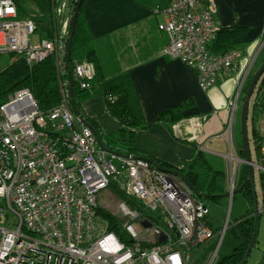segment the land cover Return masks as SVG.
<instances>
[{
	"label": "built area",
	"instance_id": "2783aa9c",
	"mask_svg": "<svg viewBox=\"0 0 264 264\" xmlns=\"http://www.w3.org/2000/svg\"><path fill=\"white\" fill-rule=\"evenodd\" d=\"M217 11L215 0H175L158 26L168 38L167 55L196 72L204 93L242 58L240 50L211 52ZM18 15L13 0H0V56L30 67L55 56L65 72L69 34L33 43L36 22ZM73 77L89 90L96 70L76 64ZM61 90V103L48 114L28 89L0 102V264H176L177 256L179 264H218V245L213 254L205 252L217 235L208 225L210 210L189 184L146 159L100 147L74 114L68 90ZM229 183L231 192L233 171ZM111 186L132 202L120 205L127 218L121 232L99 213L98 196ZM3 201L17 225H4ZM159 235L166 236L163 243Z\"/></svg>",
	"mask_w": 264,
	"mask_h": 264
},
{
	"label": "crops",
	"instance_id": "0c3cea01",
	"mask_svg": "<svg viewBox=\"0 0 264 264\" xmlns=\"http://www.w3.org/2000/svg\"><path fill=\"white\" fill-rule=\"evenodd\" d=\"M13 1L18 8V16L44 21L51 16L55 21V37L66 36L73 0H51L49 7H43L34 0ZM174 1L85 0L81 14L97 51L103 49L107 52V59H110L107 68L114 69L109 75L126 73L133 84L145 124L149 126L146 130L136 131L134 150L170 168L183 170L194 157L192 144L204 153L209 151L219 154L220 149L228 147L229 151L226 153L234 158L232 162L229 160L230 180L231 172L234 173V162L240 157L236 146L230 142L229 134L233 135L235 132L234 118L237 117V106L241 98L240 85L243 80L246 83L253 76L246 68L251 63L254 69L264 51V0H215L218 11L213 21L217 34L213 41L225 29L238 26L246 28L247 31L244 44L239 48L242 58L237 67L222 74L217 84L205 93L197 84L196 72L167 55L168 38L158 30L159 24L165 20L163 12ZM42 39L46 38L39 36L36 41ZM120 43H123V49L116 51ZM108 49L113 51L112 55L108 53ZM182 107L185 108L182 109L184 119L171 129L158 122L161 113ZM81 110L86 117L95 120L103 137L115 135L124 127L107 113L103 95L82 102ZM239 130L241 131V120L235 133L239 134ZM262 151L264 154V144ZM252 154L255 156L253 150ZM238 171L237 167L235 185ZM255 180L259 183L256 194L262 212L258 218L256 241L246 264L250 261L251 264H264V209L259 173H256ZM116 199L114 196L113 200ZM239 209L236 218L243 216L250 207L242 200Z\"/></svg>",
	"mask_w": 264,
	"mask_h": 264
},
{
	"label": "trees",
	"instance_id": "16d2710c",
	"mask_svg": "<svg viewBox=\"0 0 264 264\" xmlns=\"http://www.w3.org/2000/svg\"><path fill=\"white\" fill-rule=\"evenodd\" d=\"M81 7L78 11L77 18L75 20L74 35L72 42L71 57L69 59V67L71 77L73 79V98L80 117L84 119L85 125L89 126L94 132L98 133V137L102 140L103 149L109 152H115L119 155L131 154L136 158H143L152 162L156 167L174 173L189 184L190 188L194 191L195 197L203 202L204 199L219 203L220 199L226 197L224 192L218 187L217 183L219 178H227V174L220 171H215L210 164L204 159V156L200 149L196 145L192 144L191 147L194 150V157L188 166L183 170L173 169L165 164H162L149 156L138 153L134 150L133 140L135 139V133L139 130H146L149 128L145 124V119L140 107L139 100L131 80L126 73L116 74L110 76L109 73L114 69L109 70L107 65L102 59L100 51H97L96 46L91 38L86 22L83 18L82 10L85 0H82ZM80 0L72 1L71 8V21L69 25V35L71 30V24L74 15L77 11V7ZM38 29H42L46 34V40L55 39V21L50 16L47 21L33 19ZM247 29L242 27H233L232 29H225L218 33L217 39L210 45V50L216 54H225L233 52V50H239L244 44V37ZM264 52V51H263ZM264 57L262 58V63ZM67 63V62H66ZM89 63L92 64L96 70V79L89 90H83L79 82L75 79L74 69L76 64ZM261 63V64H262ZM62 69V68H61ZM254 76V74H253ZM246 83L245 93L253 78ZM260 84L264 82L260 80ZM22 89H28L34 96L38 103L40 112L43 114L50 113L56 108L62 101V90H68L70 94V79L66 69L65 72H60V67L56 62V57L51 56L45 59L43 62L30 67L24 59H17L10 64L6 69L0 73V102H5L9 95L14 91ZM201 90V89H200ZM244 93V94H245ZM103 95L105 98L107 113L113 118L118 120L124 126L123 129L111 136H104L101 134L100 128L94 119L86 117L81 110V104L85 100H88L94 96ZM254 99L252 109L249 113L248 128L250 122V145L254 146L253 151L254 159L258 162L264 159L262 153V146L264 144V137H262L256 125L259 123L260 118L264 115V106L257 104ZM184 107L175 109L172 111L164 112L159 115L158 122L168 129L181 122L184 118L182 115ZM240 132V131H239ZM252 142V143H251ZM238 157L242 160L245 158V152L242 145V137L240 144H237ZM214 176V177H213ZM249 176V168L247 165L240 167L237 177V185L235 193L233 194V202L235 200V194L243 196L245 202L249 204L250 210L243 216L236 219H229L228 231L234 240L237 242V246L232 253L224 257L218 262V264H242L244 256L246 255L254 236L255 231V215H254V202L255 198L252 194V186L247 183ZM259 182L262 194V207L264 209V172H259ZM113 195H116L120 200H127V204L131 203V199L122 194L115 186L110 187ZM219 200V201H218ZM125 202V203H126ZM204 203V202H203ZM100 215L109 222L110 229L115 231L116 218L113 215L106 213L103 209H99ZM210 224V223H209ZM208 224V225H209ZM211 228V226H210ZM118 232V231H116Z\"/></svg>",
	"mask_w": 264,
	"mask_h": 264
},
{
	"label": "rangeland",
	"instance_id": "374dc122",
	"mask_svg": "<svg viewBox=\"0 0 264 264\" xmlns=\"http://www.w3.org/2000/svg\"><path fill=\"white\" fill-rule=\"evenodd\" d=\"M34 1H38L43 7H46V6L49 7L50 6L49 2H51V0H45V1L34 0ZM24 17L25 16H22V15L20 16L21 19H23ZM67 33H69V31ZM39 36L46 37V34L42 29H38L35 36L31 37V41L33 43H37L38 41H36V40ZM122 45H123V43H120V45H118L119 48L116 49V51H118V50L122 51L121 50V49H123ZM111 49H112V46H111ZM111 49H108V53L110 55H112V53H113V51ZM99 51H100V54L102 56V59L104 60L103 63H105L106 65L109 64L110 59H107L106 50L102 49ZM260 56L261 57L258 59V63L254 69H252L254 67L252 64V68H251L252 75L255 74L258 67L261 65L262 58L264 57V52ZM11 63H12V59H11L10 55L5 54V55L0 56V73L4 69H6ZM262 79H263V77H262ZM260 82H259V84L255 90V93H253L254 96L252 98L251 106L254 102L255 97H256L255 101L257 102V104H259V105L262 104L264 106V82L262 84H260ZM246 83L245 82L243 83L244 84L243 88L241 91H239V95L241 96V98H240V101H239L238 106H237L238 107L237 117L234 118V120H235L234 131L235 132H236L237 127L239 129V123H240L239 119L241 116V108H242L241 106L243 104L244 96L247 93V92L245 93V90H244L246 87ZM251 109H252V107H251ZM251 109H250V111H251ZM263 123H264V115L260 118L259 123L256 125V127L258 128L261 135H262V133L264 134V131H262L263 130ZM227 131H228L227 133L229 134L230 128ZM249 131H250V122H249ZM235 132L233 133V136H234V134H236ZM262 136H264V135H262ZM234 138H235L234 141H233V137L231 139V141L233 142L232 145L236 146V148H237V144H240V142H241V132H239V134L237 133L236 136H234ZM232 148H233V146H232ZM251 148L253 150L252 145H251ZM218 150H219V148H218ZM224 150H225V152H224ZM224 150L220 149L219 150L220 152H218L219 154L212 153L209 151H206L205 153L201 150L200 151L202 152L204 159H206L208 164H210L211 167L215 171H220V172H224L227 174V178L221 177V178H219L218 182H216L218 187L224 192V195H225V194H228L230 192V183H229L230 180L228 178V176H230V170H229L230 169V161H229L230 159L228 158L229 153L228 154L226 153L227 151H229V148L225 147ZM241 164H242V162H241L240 158H238V160L236 162H234V165H233L234 180H235V175H236L235 170L237 167L239 170ZM255 182H256V186H257V184L259 185V183L257 181H255ZM236 185H237V182H236ZM123 195L125 196V194H123ZM114 196H116V195H113L111 188L108 187V189L106 191L99 194L97 201L99 203V207L101 210L103 209V211H105L106 213L113 215V217L115 216V218H116L115 227L117 229L116 231L121 232L122 230H121V227L119 224H121V225L126 224L127 218L125 215L122 214L121 209H120V205L125 204V202L127 200L122 201L117 196H116L117 199L113 200ZM235 196L236 197H235L234 202H233V199L231 198L232 205H231L230 209H229V205H230V199L229 198L224 197V198L220 199V201L218 200L219 203L217 205H216V202H212V201H209L206 199L203 200L204 204L210 210V217H209L208 221L211 223V226H212L213 230L215 231V233H217L216 238L214 240H212L209 245H207L205 252H207V253L210 252L213 254L216 251V248L218 245L219 247L217 250V257L216 258H218L219 261L222 260L224 257L229 256L232 253V251L235 249L236 244H237V242L234 240V238L229 233H227L228 227L226 225L228 213L230 212V218L229 219H231V218H232L231 220L235 219L237 217V212L240 211L239 206L241 204V201L244 200L243 196L240 195V193L235 194ZM126 199H129V198L127 197ZM126 204H127V202H126ZM131 204H132V202H131ZM1 205H2V208L4 209V212L6 215L5 217H7V222L4 225L8 226L9 223L17 225L19 222V218L16 217V214L10 209V207L8 206V204L5 201H3ZM231 214H232V217H231ZM229 221L230 220H228V223H229ZM108 224H109V222H108ZM109 226H110V224H109ZM222 232H224V235H222ZM248 264H251V261H250V263L248 262Z\"/></svg>",
	"mask_w": 264,
	"mask_h": 264
},
{
	"label": "water",
	"instance_id": "95a60500",
	"mask_svg": "<svg viewBox=\"0 0 264 264\" xmlns=\"http://www.w3.org/2000/svg\"><path fill=\"white\" fill-rule=\"evenodd\" d=\"M82 0H80L79 4H78V7H77V11L74 15V18H73V21H72V24H71V30H70V35H69V40H68V50H67V55H66V64H67V71H68V74H69V79H70V100H71V106H72V109H73V112L76 116H79L80 117V114H78V110L76 108V104L74 102V98H73V85H74V82H73V79H72V75H71V72H70V67H69V59L71 57V51H72V42H73V35H74V25H75V20L77 18V15H78V11L81 7V4H82ZM264 76V62L261 64V66L258 68V70L255 72L253 78L250 82V85L247 89V93L246 95L244 96V100H243V104H242V108H241V137H242V145H243V149H244V152H245V158L243 160H241L242 164L244 165H247L248 168H249V176H248V179H247V183H250L251 186H252V191H253V195H254V198H255V202H254V213H255V233H254V236H253V239H252V243L246 253V255L244 256V260L242 262V264H246L247 261H248V256H250L252 250H253V247H254V243L256 241V237H257V230H258V223H259V217H260V213L262 212V210L259 208V203H258V198H257V190H256V173H259V172H264V159L261 160L260 162H257L254 157H252V150H251V145L249 144L250 143V140H249V128H248V118H249V111H250V106H251V103H252V98L254 96L253 93H255V90L260 82V80L262 79V77ZM87 125V124H86ZM95 133V136L97 137V140H98V144L100 145V147L103 148V143H102V140L98 137V133L94 132ZM231 154L229 155V159L230 161L232 162L234 160V158H231ZM183 179V178H182ZM235 193V190H231V192H229L228 194H226V197H228L230 199V205H229V209L232 205L231 203V198H233V194ZM230 217V212L228 213V216H227V223L226 225H228V219ZM144 229H151L152 228V224L148 221H142L140 223ZM166 239V236L164 235H159V238H158V242L159 243H163Z\"/></svg>",
	"mask_w": 264,
	"mask_h": 264
},
{
	"label": "clouds",
	"instance_id": "9594fccd",
	"mask_svg": "<svg viewBox=\"0 0 264 264\" xmlns=\"http://www.w3.org/2000/svg\"><path fill=\"white\" fill-rule=\"evenodd\" d=\"M176 264H179V258H178V256H177Z\"/></svg>",
	"mask_w": 264,
	"mask_h": 264
}]
</instances>
